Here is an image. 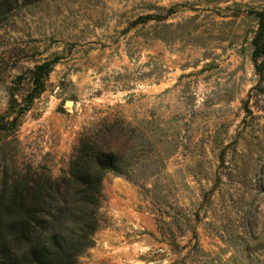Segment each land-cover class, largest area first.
<instances>
[{"label": "rangeland", "instance_id": "1", "mask_svg": "<svg viewBox=\"0 0 264 264\" xmlns=\"http://www.w3.org/2000/svg\"><path fill=\"white\" fill-rule=\"evenodd\" d=\"M259 13L264 0L19 1L0 21V185L69 176L81 140L118 123L120 169L77 264H264Z\"/></svg>", "mask_w": 264, "mask_h": 264}, {"label": "trees", "instance_id": "2", "mask_svg": "<svg viewBox=\"0 0 264 264\" xmlns=\"http://www.w3.org/2000/svg\"><path fill=\"white\" fill-rule=\"evenodd\" d=\"M19 1L0 0V21ZM253 38V59L258 75L264 57V13ZM53 63L31 72L33 91L40 94ZM21 79V78H20ZM12 99L14 93H10ZM18 114L12 123L19 120ZM118 123L106 124L84 137L71 161L69 176L54 180L44 173L6 176L0 185V264H77L79 256L94 246L101 227L103 181L119 171Z\"/></svg>", "mask_w": 264, "mask_h": 264}, {"label": "bare ground", "instance_id": "3", "mask_svg": "<svg viewBox=\"0 0 264 264\" xmlns=\"http://www.w3.org/2000/svg\"><path fill=\"white\" fill-rule=\"evenodd\" d=\"M68 106H72V103H68Z\"/></svg>", "mask_w": 264, "mask_h": 264}, {"label": "water", "instance_id": "4", "mask_svg": "<svg viewBox=\"0 0 264 264\" xmlns=\"http://www.w3.org/2000/svg\"><path fill=\"white\" fill-rule=\"evenodd\" d=\"M69 103H72V102H69ZM73 104V103H72Z\"/></svg>", "mask_w": 264, "mask_h": 264}]
</instances>
